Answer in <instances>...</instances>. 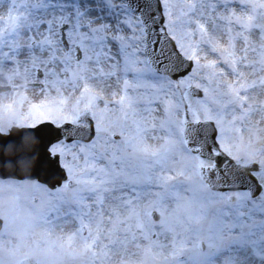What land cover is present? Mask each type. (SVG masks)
Masks as SVG:
<instances>
[{"label":"snow or ice","instance_id":"1","mask_svg":"<svg viewBox=\"0 0 264 264\" xmlns=\"http://www.w3.org/2000/svg\"><path fill=\"white\" fill-rule=\"evenodd\" d=\"M0 264H264V0H0Z\"/></svg>","mask_w":264,"mask_h":264}]
</instances>
